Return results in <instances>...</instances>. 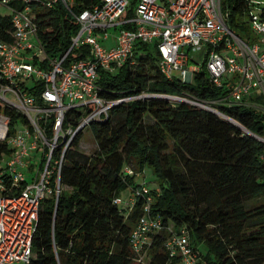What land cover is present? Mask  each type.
<instances>
[{"label": "trees", "instance_id": "1", "mask_svg": "<svg viewBox=\"0 0 264 264\" xmlns=\"http://www.w3.org/2000/svg\"><path fill=\"white\" fill-rule=\"evenodd\" d=\"M97 1L72 0L70 10L80 13ZM224 4L230 26L237 28L236 19L245 16L244 0ZM33 12L46 54L62 55L78 31L75 19L61 3ZM10 41V19L0 15V42ZM153 48L137 42L134 65L125 64L114 74L99 71L97 94L112 106L105 119L88 127L96 141L92 154L78 149L83 132L66 151L58 200L52 195L41 203L31 264H176L164 242L171 231L182 229L198 250L206 247L201 264L264 263V146L257 139L264 138V109L225 105L221 100L227 90L214 87L205 70L191 82L166 79ZM87 55L81 46L68 54L66 63ZM34 88L40 91L42 85ZM130 96L138 98L119 102ZM168 97L212 101L208 106L226 118ZM257 98L249 104L264 106ZM0 113L10 123L22 118L5 104ZM81 115L71 110L66 119L75 122ZM5 148L0 143V152ZM126 167L135 174H125ZM145 168L155 174L156 187L146 184L143 195L144 184L136 183L135 176ZM128 188L134 203L116 204ZM146 197L151 199L147 215L158 218L162 230L150 236L138 255L130 235L146 215Z\"/></svg>", "mask_w": 264, "mask_h": 264}, {"label": "built area", "instance_id": "2", "mask_svg": "<svg viewBox=\"0 0 264 264\" xmlns=\"http://www.w3.org/2000/svg\"><path fill=\"white\" fill-rule=\"evenodd\" d=\"M224 2L98 0L73 13L72 0H0V15L8 16L11 25V41L0 42V104L22 116L10 123L0 113V143L6 146L0 152V264H31L41 203L52 195L58 200L66 151L77 134L105 119L112 106L97 94L98 73L114 74L125 64L134 65L137 42L156 48L157 66L166 79L191 82L205 70L214 87L227 90L221 100L225 105L264 109L249 104V100L264 98V0H244L250 30L260 37L256 44L231 29L230 10ZM57 3L75 19L78 31L62 55L49 57L33 11L51 9ZM81 46L87 47L88 55L66 63L68 54ZM202 49V61L193 63L192 54ZM38 85L42 88L36 92ZM256 91L260 93L254 97ZM136 98L124 97L119 102ZM168 98L210 108L188 97ZM71 110L82 114L75 122L66 119ZM257 139L264 146V138ZM33 167L35 171L26 176ZM124 172L135 174L128 167ZM142 184L141 193L146 195L148 187ZM146 199V215L130 235L131 248L138 255L150 236L162 230L161 221L147 215L151 199ZM134 201L132 197L128 203ZM115 203L123 201L116 198ZM164 250L176 264H201V254L185 229L171 231Z\"/></svg>", "mask_w": 264, "mask_h": 264}, {"label": "rangeland", "instance_id": "3", "mask_svg": "<svg viewBox=\"0 0 264 264\" xmlns=\"http://www.w3.org/2000/svg\"><path fill=\"white\" fill-rule=\"evenodd\" d=\"M236 23L238 24L237 28L231 27V29L236 33V35H239L242 39L247 40L250 44L260 43V41H259L260 37L250 30V26L248 24V18L247 17L244 16L240 19H236ZM241 26H244V28H241ZM104 45H106V43ZM203 52H204V49H202V51H200V52H196V53L192 54V59H194L193 63L197 64V62L202 61ZM176 75H178V74H176ZM259 93L260 92L256 91L254 93V97H257ZM9 99L13 100V97L9 96ZM208 103H210L212 105L215 104L212 101H208ZM256 103L264 105V98L258 97L256 99ZM146 121H150V119L147 117ZM95 148H96V141H95L91 131L89 130V128L86 127L84 129L83 135L79 141L78 149L82 153L92 154L93 151L95 150ZM36 164L38 165L37 161H36ZM35 168L36 167H33L30 171H27L25 173V175L27 176L29 172L35 171ZM155 179H156L155 174H153V172L149 168H145L140 174L138 173L135 176V182L136 183H138V184L146 183L151 188L156 187ZM130 197H131V190L129 188L119 193V198L123 201V205L128 202ZM199 250H200L202 256L206 255L207 249L204 245H201L199 247Z\"/></svg>", "mask_w": 264, "mask_h": 264}, {"label": "water", "instance_id": "4", "mask_svg": "<svg viewBox=\"0 0 264 264\" xmlns=\"http://www.w3.org/2000/svg\"><path fill=\"white\" fill-rule=\"evenodd\" d=\"M208 110H210V111H212L213 113H217V114H219L215 109H213V108H207ZM219 115H221V114H219ZM222 116V115H221ZM222 117H224V116H222ZM224 118H226V117H224Z\"/></svg>", "mask_w": 264, "mask_h": 264}]
</instances>
